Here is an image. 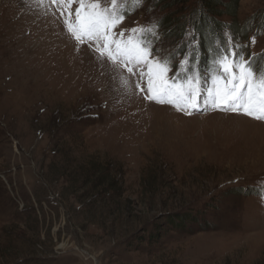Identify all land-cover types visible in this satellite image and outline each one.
<instances>
[{
	"label": "rangeland",
	"instance_id": "obj_1",
	"mask_svg": "<svg viewBox=\"0 0 264 264\" xmlns=\"http://www.w3.org/2000/svg\"><path fill=\"white\" fill-rule=\"evenodd\" d=\"M184 1L144 0L135 11L133 0L120 4L130 14L114 33L157 23L155 47L173 54L170 71L150 65L132 75L94 41L69 34L51 0H0V264H264V120L203 104L187 114L147 98L149 73L159 100L183 71L185 33L199 12V0ZM168 14L182 32L161 29ZM263 16L264 0H240L238 21L250 23V35L222 32L244 59L264 56ZM193 51L211 88L218 70L212 62L206 71ZM107 164L116 190L101 187ZM189 211L208 229L139 241L157 216Z\"/></svg>",
	"mask_w": 264,
	"mask_h": 264
},
{
	"label": "snow or ice",
	"instance_id": "obj_2",
	"mask_svg": "<svg viewBox=\"0 0 264 264\" xmlns=\"http://www.w3.org/2000/svg\"><path fill=\"white\" fill-rule=\"evenodd\" d=\"M43 3V0H41ZM73 3H78V7L73 11ZM123 0H111V7H103L101 0H51L64 19L65 26L69 34L73 35L78 41L87 38L94 41L97 51L101 56L107 53L108 59L113 63H119L125 67L127 72L137 75L135 68H146L150 65L158 67L161 72L170 71L174 66L173 54L165 53L162 49L155 47L161 40L159 35V24L151 23L149 26H137L132 29H124L118 33L112 30L121 24L126 16L130 14L120 7ZM136 5L132 11L143 6L144 0H133ZM126 7V5H125ZM73 16L75 17L73 19ZM126 41H121L117 37H125ZM186 48L184 58L180 61L175 77H169L171 84H165L159 90L162 97L157 100L152 87V79L149 73L147 84V98L156 100L158 103H173L181 111L191 114L193 111H200L201 104L219 106L227 108L233 112H242L255 119L264 120V71L254 65V55L244 59L241 52L237 51L240 45L234 43V37L223 34V38L216 37L213 41V48H209V56L213 60V65L218 70L212 79V87L205 88L207 79L199 73V57L194 49L199 48L197 30L193 27L187 33ZM251 42L255 44V37ZM227 47H224V44ZM114 46V47H113ZM143 79L145 73L139 72ZM184 77L183 83L177 84L176 81ZM217 80H223V87L217 86ZM136 87L144 92L145 89L137 83ZM163 97H169L165 100ZM183 105V106H182ZM189 109L191 111H189ZM259 113V115H256Z\"/></svg>",
	"mask_w": 264,
	"mask_h": 264
},
{
	"label": "trees",
	"instance_id": "obj_3",
	"mask_svg": "<svg viewBox=\"0 0 264 264\" xmlns=\"http://www.w3.org/2000/svg\"><path fill=\"white\" fill-rule=\"evenodd\" d=\"M154 1H156V3H158L159 5L167 4V7H173V5H175L176 7L185 2L184 0H154ZM239 5H240V0H199V4H198L199 12H196L197 15L196 18H192L191 25L195 27V29L197 30V37L200 41L199 48L197 50H200L199 53L201 54L202 58L205 60L206 64L209 65V67H206L205 69L206 71H212V66H214L212 65L213 60L209 56V48H213V56L215 55V49L213 47L212 41L216 37H220V36L222 37L223 35L222 32L225 31L226 28H228V30L231 32V34L234 37L240 36V38L243 37L247 39V37L250 35L251 30L248 29V27L246 26L247 24L250 23L245 22L241 24L238 21ZM219 17H227L229 19V22L227 21L222 22L219 19ZM169 18L172 17L169 15L161 20L160 23L161 29H165L163 27L164 25L167 26L169 28L168 30L172 31L173 33L182 32L184 29L183 28L184 24L183 23L178 24V22L174 23L175 20L174 19L171 20ZM224 47H227L226 43L224 44ZM260 57L262 58L264 57L263 53L258 54V56L256 55L255 57L256 61L254 62L256 65L257 63L261 64L262 62H264V60L260 61L259 59ZM107 166L108 164L105 167ZM101 167L104 166L101 165ZM62 169L64 170V172L67 171L64 167ZM81 171L86 173V170H81ZM113 171H114V167L111 165H109L107 168H101L100 170L102 179H105L107 177V180H105V182L101 184V187L107 186L108 187L107 189L109 191H112L113 189L116 190L117 188L116 187L117 182L115 181L114 178L113 179L111 178ZM88 172L91 173L94 172V170L93 171L90 170ZM89 173L86 174V177L90 175ZM90 177H92V175H90ZM89 183H91V180H89ZM94 191L96 190H92L91 192L94 193ZM82 206H84V204H82ZM199 220L201 221L200 218L198 219L192 214V211L181 214H179L178 212L161 214L144 226V228L140 231V233H143L144 235L140 237L141 239H139V241L141 243H147V244L159 241L162 238L161 237L162 233L168 230L184 231L189 227H192L194 230H199L198 227L204 230L208 229L209 226L206 223L203 224L199 223ZM131 235H133V233ZM31 261L32 260H25L22 261V264H30Z\"/></svg>",
	"mask_w": 264,
	"mask_h": 264
}]
</instances>
